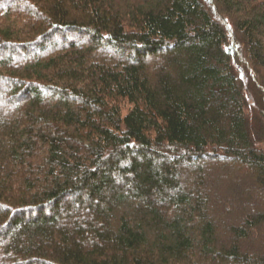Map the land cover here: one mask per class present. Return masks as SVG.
I'll return each instance as SVG.
<instances>
[{
    "label": "trees",
    "instance_id": "16d2710c",
    "mask_svg": "<svg viewBox=\"0 0 264 264\" xmlns=\"http://www.w3.org/2000/svg\"><path fill=\"white\" fill-rule=\"evenodd\" d=\"M0 264H264V0H0Z\"/></svg>",
    "mask_w": 264,
    "mask_h": 264
},
{
    "label": "rangeland",
    "instance_id": "374dc122",
    "mask_svg": "<svg viewBox=\"0 0 264 264\" xmlns=\"http://www.w3.org/2000/svg\"><path fill=\"white\" fill-rule=\"evenodd\" d=\"M75 39V38H74ZM108 52L110 51L109 49L107 50ZM14 54H16V55H19L18 54V51H14ZM213 164V167L215 166V163H210V164H208L207 166H210V165H212ZM212 167V166H211ZM184 168H187V167H185L184 166Z\"/></svg>",
    "mask_w": 264,
    "mask_h": 264
}]
</instances>
